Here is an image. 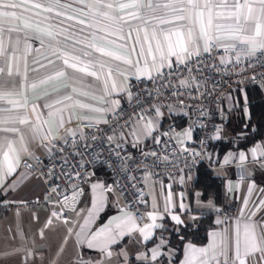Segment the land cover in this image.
I'll use <instances>...</instances> for the list:
<instances>
[{"label": "snow or ice", "instance_id": "obj_1", "mask_svg": "<svg viewBox=\"0 0 264 264\" xmlns=\"http://www.w3.org/2000/svg\"><path fill=\"white\" fill-rule=\"evenodd\" d=\"M30 42L39 46L33 47ZM214 49L235 50L248 56L258 49L264 50V0H0V189L7 190L5 180L16 172L22 155L38 159L31 151L34 142L49 153H63L65 149L59 147L57 141L64 145L80 144L88 139L85 129L108 125L106 115L115 113L120 106V100L114 97L123 93L129 100L133 99L129 87L133 79L161 81L164 87H170L173 95L181 88L198 91L203 85L192 73L202 67H215L201 64L205 54L215 58ZM235 59L238 62L240 56ZM226 62L231 63L221 56L220 64ZM202 95L207 98L211 93L206 91ZM136 99L139 102V96ZM152 110L157 116L161 115L158 106L153 105ZM152 125V120L143 113L138 114L132 124L126 125L128 133L121 132L119 139L123 142L131 136L132 146L137 147L141 141L138 131L142 128V135L150 136L154 131ZM109 130H114L113 126H109ZM98 131L104 132L103 129ZM184 135L190 138V132ZM212 138H220L218 128ZM90 139L95 142L99 137L92 133ZM116 139L114 135L107 136L120 162V171L128 181L125 187L133 190L134 200L130 204L136 211L120 209L119 216L86 235L82 243L101 254V261L95 264H102L103 260L113 257L114 244L126 235L137 233L140 237L137 245L154 242V246L137 252L135 259L140 264H163L165 257L171 264L174 252L163 234L157 235V230L164 227L158 221L167 217L176 225H183L184 220L176 209L186 212L189 206L183 202L182 193L178 202L174 200L172 186L162 181L159 195L163 196V201L157 199L153 184L149 205L145 199V182L159 176L155 171L158 165L149 167L133 161L131 156L121 155L124 149L121 143L114 142ZM154 142L164 151L141 149L143 159L169 161L168 151L174 146L163 143L161 137H154ZM84 147L90 149L91 145L84 143ZM74 155L80 157V163L70 164L66 158L60 160V174L70 193L65 194L60 185L51 189L60 197L56 203L61 209L72 212H76L77 197L83 195L77 181L85 182L92 175L81 171L85 165L79 148ZM99 158L96 155L93 160ZM223 163H236L241 168L253 163L264 168V146L256 145L247 153H229ZM133 164L137 175L133 174ZM24 167L31 169L33 165L25 162ZM48 172L51 176L53 169ZM179 183H184L183 176ZM125 187H121V192ZM91 189L95 196L90 216L93 209L103 206L105 194L111 193L113 186L96 181ZM255 190V183H249L231 233L214 231L203 247L187 244L179 264H251L250 257L256 254H260V264H264V216L257 218L258 213L264 212V188L259 189V199L251 200ZM208 206H212L211 201ZM140 207L146 210L141 212ZM51 217L69 223L63 210L53 211ZM51 223L49 219L47 224ZM68 232L71 234L72 229ZM43 234L41 231L40 235ZM118 255L122 264H128L127 251L121 250ZM76 264L93 262L78 256Z\"/></svg>", "mask_w": 264, "mask_h": 264}, {"label": "crops", "instance_id": "obj_2", "mask_svg": "<svg viewBox=\"0 0 264 264\" xmlns=\"http://www.w3.org/2000/svg\"><path fill=\"white\" fill-rule=\"evenodd\" d=\"M38 46L37 43H33V47ZM108 46L111 47V44ZM259 50L260 49L257 51ZM32 55H36L38 59L42 58L36 53H32ZM236 55H239L240 58L248 56L239 52H237ZM114 99H119L121 105L126 101L127 95L122 93L119 96L114 97ZM239 99H242L243 102H245L246 94H244L243 97H239ZM239 99L238 101H235L230 95L226 96L220 107L218 117L220 138H213L206 154V163L214 174L223 181L225 203L231 201L235 202L237 204V211L233 217L224 220V223L222 224H217L216 221L220 219L213 217L214 227L208 231L205 243L196 244L190 241L184 242L181 246V255L176 262H174L173 259L177 250L169 245V249L174 252L171 257V264H179L180 260L183 259L184 249L187 244L191 243L197 247H203L209 243L211 238L210 234L212 232L227 231L231 233L235 219L239 216L240 210L243 207V199L247 195V186L249 183H255L256 185V190L253 192L251 200H257L260 198L259 189L264 188V168L253 163H248L245 168H241L236 163L224 164L223 158L229 153L238 154L240 151L247 153L256 145L264 146V137L248 148H230L224 153H221L220 151L219 141L228 140L234 137L226 128L225 122L232 110L239 107ZM37 103H39V101H37ZM44 111L46 113V110ZM244 111L247 112L245 104ZM46 118L47 117L45 116V119ZM148 119L153 121L152 127L154 128V131L150 136H144L142 135L141 128L137 133L138 135H141L139 146H132L134 141L131 136H127L126 140L122 142L119 139V135H116V140L124 143L133 151L140 149L142 146H147L154 140V137L159 135L160 127L162 126V119L160 117ZM78 122L79 121H77V123ZM143 123V121L140 122L141 125H143ZM45 127H47V125H45ZM133 127H136V125H133ZM128 131L129 129H126L122 132L127 134ZM180 136L185 138L183 133L178 135V138L182 139ZM31 151L35 156H44L49 153L48 150L38 146L35 142L31 145ZM31 161L32 159L29 156L22 155L16 172L5 180L7 190L0 189V195L9 196L15 200H29L44 195V180L41 176L33 172L32 169L24 167L25 162ZM88 173L92 174L91 179L88 180V185L85 188V192L77 206L76 212L72 214V221L68 224H55V219L51 217V211L48 208L11 210L5 213H0V264H76L78 256H82L84 260L91 261L93 264H95L96 261H101V254L95 249H88L82 241L85 239L86 235L107 224L112 217L119 216L120 209L126 208V206L118 188L113 184L105 169L95 168ZM182 176L184 177V183L182 184L179 183L181 176L172 179L153 177L146 181V200L149 201V205L152 202L151 194L153 184L156 185L157 199L161 202L163 201V196L159 195V184L162 181L164 184H170L172 186L171 190L173 192L174 200L178 202L180 194L182 193L183 202L189 206L188 211L186 212L180 211L178 208L176 209L184 220L183 225L197 222L199 217L204 213L214 214L222 204H216L212 200H203L199 190H194L192 197H190L189 191L194 182L195 174H184ZM242 177L243 179H241ZM96 181H101L106 185H112L113 191L105 194L103 206L98 209H93L92 215L90 216L89 209L92 207L93 197L95 196V193L91 189V184ZM7 185H11V187H7ZM197 193H199V195H197ZM209 201H211L212 206H208ZM249 207H251V204ZM147 210H150V207H148ZM261 216H264V212L257 214V218H260ZM193 217H195V219H193ZM49 219H52L53 224L58 225L59 227H50L47 224ZM166 220L171 222L174 227L182 226L176 225L174 221L166 217L163 221H158V223L164 224L163 229L166 227ZM69 228L72 229L71 234L68 232ZM41 231L44 233L43 236L40 235ZM160 234H163L165 239L168 240L163 232L157 233V235ZM138 239H140V237L137 233H132L123 237L117 244L112 246L113 257L110 260H103L102 264H122V260L118 255L121 250L127 251L129 264L130 259L136 260L135 256L137 252L144 251L146 247L154 246L153 241H150L147 245H137L136 241ZM70 255H73V257H70ZM259 255L260 254H256L250 257L251 264H260ZM165 258L168 261V257Z\"/></svg>", "mask_w": 264, "mask_h": 264}, {"label": "built area", "instance_id": "obj_3", "mask_svg": "<svg viewBox=\"0 0 264 264\" xmlns=\"http://www.w3.org/2000/svg\"><path fill=\"white\" fill-rule=\"evenodd\" d=\"M214 59L205 56L201 60L202 65H215V67H202L199 71L192 73V76L198 78L203 85L199 90L183 88L179 89V93H184L181 96L179 93L173 95L170 87H164L163 82H148L131 80L130 90L133 93V99L126 101L120 105L115 113H110L106 117L109 121L108 125L100 124L97 128H87L85 133L88 134V139L80 144L69 143L64 145L61 141H57L59 147H63L65 150L63 153L53 151L44 156H36L38 159H32L31 162H27L33 165V172L41 176L44 180L45 191L42 197H34L29 200H15L9 196L0 195V213H5L11 210L22 209H36V208H48L51 213L57 210H63L68 216L69 222L72 221V214L74 212L68 209H61V205L56 203L60 197L57 194L52 193L51 189L54 185H60L65 190V194L70 193V189L66 188V181L60 174V160L66 158L70 164L80 163V157L75 156L77 148L83 156V164L86 171L95 168H103L109 174L111 181L118 188L125 206L128 210L133 212L136 208H133L130 204L134 200V196L131 194L132 189L125 187L128 184L125 178V173L120 171V162L113 154L111 147L107 141L108 135H119L122 131L128 130L126 125L132 124L138 114L143 113L146 118L160 117L162 119V126L160 127V133L157 137L162 138L163 143H168L171 149L168 151L170 160L156 161L155 158L149 157L146 160L143 159L141 149L145 152L164 151L161 145H156L154 140L147 146H142L135 151L129 149L124 143L115 140V143H121L124 151L121 153L123 156H131L133 161L142 162L151 167L153 164L158 165L155 171L159 173L158 177L154 178H179L182 175H194L197 166L200 162H206L207 150L210 147L216 133V129L219 127L218 117L220 107L224 102L227 95H230L235 101H238L239 97H243L245 94V88L249 85H262L264 83V50L260 49L252 56L242 57L237 62L235 57L237 51H226L224 49H214ZM221 56L225 61H231V63L220 64ZM193 67L195 65H192ZM183 72V70H181ZM187 75V73H184ZM255 76V79L252 77ZM191 83H195V80H191ZM172 83H175L173 81ZM206 91L211 95L205 98L202 93ZM152 92V96H148L147 93ZM139 96V102L136 97ZM195 96L198 99H192ZM183 99V103H181ZM143 105L141 107L140 105ZM158 106L161 111V115L157 116L152 110V106ZM202 112L205 114L202 115ZM129 117L132 119L129 120ZM134 125V124H133ZM109 126H113L112 131L109 130ZM98 129H103L101 134ZM183 131L192 133V139H179L178 135ZM96 133L99 139L92 142L90 135ZM164 133H168V136H164ZM84 143L91 145L90 149H85ZM186 148L187 152L183 149ZM87 153V154H86ZM192 153H199V156H193ZM102 154V155H100ZM99 155L98 160H93V157ZM55 157V159H53ZM103 161V162H102ZM194 161V162H193ZM106 162V163H105ZM131 163V162H130ZM55 165V167H54ZM108 165H111L109 167ZM141 165V166H142ZM49 169H53V174L49 176ZM183 169V171H181ZM70 171L71 169H66ZM133 174L137 175L135 171V164H133ZM59 177V179H57ZM119 182V183H117ZM81 188H83V194L85 188L88 185V180L85 182L77 181ZM143 186V185H142ZM121 187H125V190L121 192ZM145 199L147 196L146 188ZM83 195L77 197L78 203L75 204V208L80 203ZM214 212L213 217L220 220H226L235 215L237 211V204L235 202H228L222 204ZM145 207H140V211L144 212ZM55 219V218H54ZM144 223L146 221H138ZM54 223H63V220H54ZM64 224V223H63Z\"/></svg>", "mask_w": 264, "mask_h": 264}, {"label": "trees", "instance_id": "obj_4", "mask_svg": "<svg viewBox=\"0 0 264 264\" xmlns=\"http://www.w3.org/2000/svg\"><path fill=\"white\" fill-rule=\"evenodd\" d=\"M246 101L239 99V107L234 108L225 122L226 128L233 134V138L219 141L221 153L230 148H248L264 137V83L262 85H249L245 88ZM244 104L247 112L244 111ZM264 185V182H263ZM223 181L217 177L206 162H200L195 171V179L191 185L189 196L192 197L194 190L201 192L203 200H212L216 204H225ZM166 227L158 230L163 232L169 245L177 251L173 259L176 262L181 255V246L190 241L196 244H204L207 233L214 227L213 213L202 214L195 223L174 227L168 220ZM129 264H140L130 259ZM163 264H168L166 258Z\"/></svg>", "mask_w": 264, "mask_h": 264}, {"label": "rangeland", "instance_id": "obj_5", "mask_svg": "<svg viewBox=\"0 0 264 264\" xmlns=\"http://www.w3.org/2000/svg\"><path fill=\"white\" fill-rule=\"evenodd\" d=\"M186 131H183L182 133L184 134ZM182 136H180V138H181ZM184 137L185 138H183L182 137V139H187V140H189V139H191L192 138V133H190V138L189 137H186L185 135H184ZM178 140H179V138H178ZM50 227H59L58 225H54L53 224V221H52V223L49 225ZM73 253V252H72ZM70 257H73V255H70Z\"/></svg>", "mask_w": 264, "mask_h": 264}]
</instances>
